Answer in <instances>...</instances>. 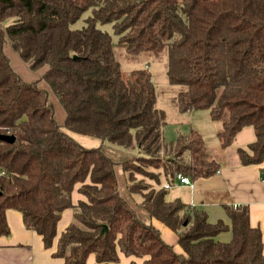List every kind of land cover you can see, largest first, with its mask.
<instances>
[{"label": "trees", "instance_id": "1", "mask_svg": "<svg viewBox=\"0 0 264 264\" xmlns=\"http://www.w3.org/2000/svg\"><path fill=\"white\" fill-rule=\"evenodd\" d=\"M86 11L83 25L72 27ZM98 23H111L127 52L157 54L166 44L168 82L187 87L177 96L179 112L208 109L219 119L227 110L221 144L251 125L255 140L250 153L238 149L239 158L244 165L264 159V0H0V133L15 136L12 143L0 140V235L9 233L10 209L65 264H85L90 254L96 264H118L119 252L140 258L139 264H264L261 232L251 226L247 206L226 208L230 224L211 222L178 197L166 200L167 188L135 181V173L158 185L162 176L173 183L176 173L191 181L214 175L219 165L191 126L165 137L151 73L137 70L127 84L112 37ZM6 43L30 69L41 71L39 78L24 81L16 74ZM221 60L224 82L218 80ZM51 93L63 107L62 123L54 119ZM61 126L131 156L115 162ZM118 162L127 173V194L142 197L136 205L145 221L117 190ZM77 184L85 200L74 202ZM66 209L72 217L57 235ZM153 219L176 235L181 251ZM228 230L229 240L217 239Z\"/></svg>", "mask_w": 264, "mask_h": 264}, {"label": "crops", "instance_id": "2", "mask_svg": "<svg viewBox=\"0 0 264 264\" xmlns=\"http://www.w3.org/2000/svg\"><path fill=\"white\" fill-rule=\"evenodd\" d=\"M125 47V44L117 41L112 44V53L119 61L123 78L129 84L134 82L137 70L144 68L151 73L155 87V107L162 113L164 133L169 134L168 136L176 135L177 127L191 126L201 134L212 158L219 165L214 175L191 180L190 185L177 182L168 189L165 199L169 201L178 197L185 204L204 211L209 221L223 220L226 224H230L227 207L247 206L251 226H258L260 229L264 252V159L258 164L244 165L238 155L239 148L248 151V145L255 140L254 128L251 125L242 127L231 143L223 146L219 134L224 130L223 123L229 119L228 111L223 110L219 119H213L208 109H189L187 112H179L177 96L187 87L168 82L167 58L162 73L155 74L154 62L158 58L155 57L158 53L153 55L152 51L143 49L137 53L127 52V59H118L113 49L121 51L126 50ZM218 64V80L224 82L227 78L225 62L221 60ZM165 181L162 177L160 185L162 186ZM70 212V209L62 212L57 223V235L59 230L64 229L70 221L72 217ZM5 218L9 233L0 235V264H65L61 257H54L51 254L54 246L44 247L40 236L34 230L24 227L19 211L8 209ZM152 221L174 250L181 251L176 244V235L164 224L154 219ZM230 237L231 233L228 230L219 233L217 239L227 241ZM131 260H135L138 264L141 262L140 258L126 257L119 252L118 264H128ZM85 264H96L93 254L88 256Z\"/></svg>", "mask_w": 264, "mask_h": 264}, {"label": "rangeland", "instance_id": "3", "mask_svg": "<svg viewBox=\"0 0 264 264\" xmlns=\"http://www.w3.org/2000/svg\"><path fill=\"white\" fill-rule=\"evenodd\" d=\"M88 11L84 12L82 14V18L78 21H76L74 24H72L71 26L74 28H78L80 26L83 25V18L86 17L88 15ZM98 26L101 29L107 30L111 37H112V44L115 43L117 41L116 36L113 32V29H111V23H98ZM118 42V41H117ZM3 50L5 55L8 58V61L10 62L12 68L14 69V71L16 72V74L18 76H20L24 81H31V80H35L37 78L40 77V72L41 71H37V70H32L30 69L25 61H22L19 56L13 51V49L6 43L3 45ZM115 50V51H114ZM114 54L116 56V54L118 55V59H127V51L126 50H121L118 51V49H113ZM154 55V53H152ZM167 56V45L165 44L164 47L158 52V54L155 57H158L156 59V61L154 62L155 64V74H157L156 72H161L163 67H164V63L166 61L165 57ZM220 66V64H218ZM162 73V72H161ZM125 82L127 83V81L125 80ZM131 83V82H129ZM41 86L46 87L45 83H41ZM51 101L54 105V111H53V116L54 119L57 120L59 123L63 122V118H64V111H63V107L60 104V102L57 100L56 97L53 96V94L51 93ZM62 130H65V128L63 126H61ZM65 132H67L70 136L72 135L75 140L81 144L82 146L86 147H100L102 148V150L113 160L116 162V160L120 161L124 158H127L129 156H131V152L127 149H124L123 147H119V146H115L112 145L110 143H108L107 141L104 142H100L99 139L89 136V135H81L78 133H75L73 131H67L65 130ZM169 135V134H168ZM167 133H165V137L167 139H173L175 137V135H170L168 136ZM247 153H250V150L248 149ZM147 170L149 172H159L161 174V170L160 169H154L152 167H148ZM115 175L117 177V190L118 192L124 196L125 198L129 199L131 204H135L133 205V207H135L137 214L139 216L140 219L142 220H146V215H145V211L143 210L142 207L136 205L137 202L140 201V199L142 200V197L139 193H132L131 196H129L127 194V192L125 191V185L127 184L128 181V177H127V173L123 172L121 169V165L119 164V162L115 165ZM133 177L135 178V181L137 180H144L146 183H149L154 189H158L160 187H162L161 185L158 186V184L155 182L154 179L150 178V177H146V176H142L138 173L133 174ZM163 177V176H162ZM162 180V178H161ZM133 182V181H132ZM131 182V183H132ZM79 186V184H77L72 192L73 194V200L74 202H76L79 199H83L85 200V198L80 194L77 193L76 188ZM71 214H72V209L70 210ZM63 229H61L62 231ZM59 230V233L61 232Z\"/></svg>", "mask_w": 264, "mask_h": 264}, {"label": "built area", "instance_id": "4", "mask_svg": "<svg viewBox=\"0 0 264 264\" xmlns=\"http://www.w3.org/2000/svg\"><path fill=\"white\" fill-rule=\"evenodd\" d=\"M177 182L179 183H183V184H187V185H190L191 184V181L190 179L185 176V175H182L180 173H176V176L174 177L173 179V183H170L168 181H165L162 186L169 189L171 188L173 185H175Z\"/></svg>", "mask_w": 264, "mask_h": 264}, {"label": "water", "instance_id": "5", "mask_svg": "<svg viewBox=\"0 0 264 264\" xmlns=\"http://www.w3.org/2000/svg\"><path fill=\"white\" fill-rule=\"evenodd\" d=\"M14 139H15V136L13 135H4L0 133V140L6 141L8 143H12Z\"/></svg>", "mask_w": 264, "mask_h": 264}]
</instances>
